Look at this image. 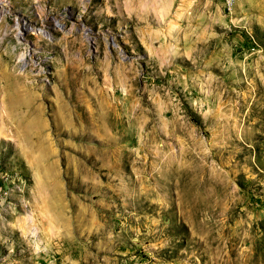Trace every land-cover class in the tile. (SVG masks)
Wrapping results in <instances>:
<instances>
[{
	"label": "rangeland",
	"instance_id": "374dc122",
	"mask_svg": "<svg viewBox=\"0 0 264 264\" xmlns=\"http://www.w3.org/2000/svg\"><path fill=\"white\" fill-rule=\"evenodd\" d=\"M0 2V264H264V0Z\"/></svg>",
	"mask_w": 264,
	"mask_h": 264
},
{
	"label": "bare ground",
	"instance_id": "6f19581e",
	"mask_svg": "<svg viewBox=\"0 0 264 264\" xmlns=\"http://www.w3.org/2000/svg\"><path fill=\"white\" fill-rule=\"evenodd\" d=\"M4 6L5 5L2 2H0V13L4 12L2 10V9H5ZM56 21L59 23L58 20H56ZM17 26H18V30H20L21 32H24V29L25 30L29 29L28 26L24 25V23H17ZM32 29H34V28L32 27ZM39 31L42 34L46 35V36H49V34H50L48 31H45V30H42V29H39ZM20 58H21V62H23V64L26 65L27 64V61H28L27 60V53H23Z\"/></svg>",
	"mask_w": 264,
	"mask_h": 264
},
{
	"label": "built area",
	"instance_id": "2783aa9c",
	"mask_svg": "<svg viewBox=\"0 0 264 264\" xmlns=\"http://www.w3.org/2000/svg\"><path fill=\"white\" fill-rule=\"evenodd\" d=\"M226 7L231 8L234 5L235 0H221Z\"/></svg>",
	"mask_w": 264,
	"mask_h": 264
}]
</instances>
